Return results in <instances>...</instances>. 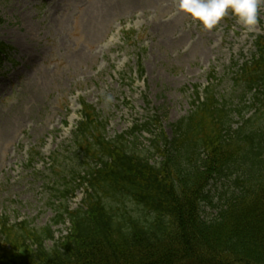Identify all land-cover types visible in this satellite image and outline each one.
Here are the masks:
<instances>
[{
    "label": "trees",
    "instance_id": "obj_1",
    "mask_svg": "<svg viewBox=\"0 0 264 264\" xmlns=\"http://www.w3.org/2000/svg\"><path fill=\"white\" fill-rule=\"evenodd\" d=\"M254 45L247 63L233 64L240 106L213 83L201 93L195 86L170 138L159 114L108 138L83 105L70 141L75 158L51 156L54 217L37 228L0 215V264H264V39ZM8 51L0 43V64ZM216 179L227 189L214 204L208 187ZM80 189L82 204L71 210L67 200ZM203 206L215 216L202 217ZM66 221L56 239L54 227Z\"/></svg>",
    "mask_w": 264,
    "mask_h": 264
},
{
    "label": "rangeland",
    "instance_id": "obj_2",
    "mask_svg": "<svg viewBox=\"0 0 264 264\" xmlns=\"http://www.w3.org/2000/svg\"><path fill=\"white\" fill-rule=\"evenodd\" d=\"M0 18V42L10 47L0 68V215L37 228L58 206L49 155L72 156L80 102L106 122L108 138L154 114L170 138L171 125L190 110L193 86H207L212 70L219 95L226 102L234 95L232 108L240 106L231 65L247 60L252 35L264 34V4L250 32L230 13L205 31L177 0H0ZM124 30L134 32L130 41ZM251 101L245 94L244 104ZM147 138L143 132L137 141L145 146ZM28 151L38 154L32 165ZM226 184H209L214 204ZM82 194L67 200L70 208ZM201 216L215 212L203 206ZM62 228L54 229L64 235Z\"/></svg>",
    "mask_w": 264,
    "mask_h": 264
},
{
    "label": "clouds",
    "instance_id": "obj_3",
    "mask_svg": "<svg viewBox=\"0 0 264 264\" xmlns=\"http://www.w3.org/2000/svg\"><path fill=\"white\" fill-rule=\"evenodd\" d=\"M179 10L205 31L216 28L229 13L246 31L258 23V11L264 0H177Z\"/></svg>",
    "mask_w": 264,
    "mask_h": 264
}]
</instances>
